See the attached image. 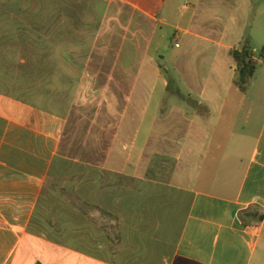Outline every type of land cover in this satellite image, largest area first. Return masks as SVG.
<instances>
[{
    "label": "crops",
    "instance_id": "crops-1",
    "mask_svg": "<svg viewBox=\"0 0 264 264\" xmlns=\"http://www.w3.org/2000/svg\"><path fill=\"white\" fill-rule=\"evenodd\" d=\"M0 3V264H264V84L252 94L257 68L242 92L232 56L245 42L264 49V0ZM169 31L183 41L172 59L183 87L142 136L143 70L168 90L148 53ZM94 84L127 102L112 110L119 121L98 163L160 184L162 200L125 203L119 189L112 204L71 206L62 232L36 236L28 229L72 102L99 98Z\"/></svg>",
    "mask_w": 264,
    "mask_h": 264
},
{
    "label": "trees",
    "instance_id": "trees-1",
    "mask_svg": "<svg viewBox=\"0 0 264 264\" xmlns=\"http://www.w3.org/2000/svg\"><path fill=\"white\" fill-rule=\"evenodd\" d=\"M232 56L237 65L235 84L242 92H246L254 78L259 60L262 59L264 63V49L257 55L249 43L245 42L240 50L232 52ZM119 189L125 193V203L155 204L162 200L163 188L160 184L121 177L105 170L98 161L84 158L73 160L63 157L59 152L50 167L44 191L28 230L36 236L45 235L47 238L51 233L59 234L63 231V219L67 209L98 202L110 205ZM105 214L111 215L108 212ZM54 218L56 222L53 221Z\"/></svg>",
    "mask_w": 264,
    "mask_h": 264
},
{
    "label": "rangeland",
    "instance_id": "rangeland-1",
    "mask_svg": "<svg viewBox=\"0 0 264 264\" xmlns=\"http://www.w3.org/2000/svg\"><path fill=\"white\" fill-rule=\"evenodd\" d=\"M127 15H130L127 12ZM131 18V16H130ZM123 22V21H121ZM121 28L128 29V23L120 24ZM140 26H143L141 23ZM176 43L183 45V41L177 40L173 37V33L169 31L168 37L162 42L161 47L156 51V42L154 40L153 51L150 54L151 61L154 65L163 66V76L169 83L168 90L163 86L162 80L159 78V74L155 69L149 68L143 70L142 81L144 82L147 93L152 92L149 98V114L144 120L142 126L143 132L150 126V123L156 113L160 112L164 106L170 108V106L176 103V93L181 84H178V78L174 75V69L172 59H177L184 47L179 48ZM148 47V46H147ZM262 50L257 52V55L261 54ZM203 52L195 51L193 58L198 59L199 55ZM139 61L142 58L139 56ZM162 68V67H161ZM158 66V71L161 69ZM258 67V74L256 75L255 85L252 88V94L258 93L260 86L264 84V70ZM101 72H107L112 74L111 69H100ZM162 70V69H161ZM139 71V69H138ZM258 80V81H257ZM99 87V98L92 95V99H78L73 100V111L68 117V128L64 133V139L60 147V154L63 157L73 160H80L84 158L89 161L102 162L106 157L108 151H110L113 139L115 136V126L118 123V116L112 115L114 108H123L127 102L114 101L111 99L113 93V86L110 85H91V92L97 91L96 87ZM105 86V88L103 87ZM103 90V91H102ZM103 92V93H102ZM108 93V94H107ZM105 97H110L107 99ZM162 106V107H161ZM143 140V138H142ZM104 162V161H103ZM71 197V196H70ZM73 197V196H72ZM42 250L45 248L41 247Z\"/></svg>",
    "mask_w": 264,
    "mask_h": 264
}]
</instances>
